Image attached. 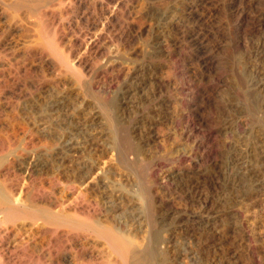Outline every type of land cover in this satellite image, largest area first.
Instances as JSON below:
<instances>
[{
	"label": "rangeland",
	"instance_id": "1",
	"mask_svg": "<svg viewBox=\"0 0 264 264\" xmlns=\"http://www.w3.org/2000/svg\"><path fill=\"white\" fill-rule=\"evenodd\" d=\"M114 1L48 7L78 77L0 19V185L78 200L151 264H264V0ZM37 228L8 264H102L93 237Z\"/></svg>",
	"mask_w": 264,
	"mask_h": 264
},
{
	"label": "bare ground",
	"instance_id": "2",
	"mask_svg": "<svg viewBox=\"0 0 264 264\" xmlns=\"http://www.w3.org/2000/svg\"><path fill=\"white\" fill-rule=\"evenodd\" d=\"M56 1V0H55ZM63 1V0H62ZM74 1V0H73ZM78 1V0H77ZM119 1V0H117ZM114 1V2H117ZM52 2L49 0H0V19L2 20H8L13 19L15 15H23L26 17H29L33 28L32 32L34 33V39L35 43L34 47L40 50V52L37 51V54L40 53L42 56L43 53H47V55H44L48 61L54 63L55 65L56 60L58 59L60 61V65L64 64L66 68L71 71L70 73H74L76 77H78V73H75L73 71L72 65L68 62L66 56H61L62 53H59V45L62 44V38L57 37V34L54 31H51L48 24L46 23V18L48 15V7L50 3ZM66 2V1H65ZM69 2V1H67ZM80 2V0H79ZM85 2V1H84ZM92 2V1H91ZM53 3V2H52ZM94 3V2H93ZM103 3V2H102ZM55 3H53L54 5ZM58 4V3H57ZM55 4V5H57ZM119 4L120 1H119ZM123 4V3H122ZM52 5V4H51ZM52 5V7H53ZM84 5V4H83ZM86 5V4H85ZM124 6V5H123ZM51 7V6H50ZM72 7V6H71ZM77 7V6H76ZM56 8V7H55ZM114 8V7H113ZM124 8V7H123ZM51 9V8H50ZM55 10V9H54ZM115 10V9H114ZM53 12V11H52ZM58 12V11H57ZM54 13V12H53ZM107 13V12H106ZM117 14V12H116ZM20 17V16H19ZM53 19L57 18L55 16H52ZM111 18V17H110ZM24 19V18H23ZM28 19V18H27ZM113 19V18H112ZM111 19V20H112ZM14 20V19H13ZM115 20V19H114ZM113 20V21H114ZM2 21V22H4ZM7 21V22H8ZM19 21V20H18ZM24 21V20H23ZM50 21V20H47ZM57 21V20H56ZM108 21V20H107ZM13 22V21H12ZM27 22V21H26ZM31 22L29 21V26L31 25ZM109 22V21H108ZM6 23V21H5ZM10 23V21L8 22ZM15 23V22H14ZM16 23H18L16 21ZM57 23V22H56ZM94 23V22H93ZM112 23V22H111ZM28 24V23H27ZM97 24V23H96ZM101 24V23H100ZM109 24V23H108ZM6 25V24H5ZM8 25V24H7ZM15 26V24H13ZM18 26V24H16ZM55 26V24H53ZM105 25V24H104ZM28 26V25H26ZM52 26V29L53 27ZM91 26V25H90ZM13 27V26H12ZM103 27V26H101ZM100 27V29H101ZM14 28V27H13ZM112 29V28H111ZM110 29V30H111ZM28 30H31L30 28ZM62 30V29H61ZM59 31V30H58ZM57 31V32H58ZM97 31V30H96ZM114 31V30H113ZM99 32V31H97ZM62 33V31H61ZM83 33V32H82ZM86 34V33H85ZM92 34V33H91ZM96 34V33H95ZM83 35V34H82ZM81 35V36H82ZM98 35V33H97ZM80 36V38H81ZM84 36V35H83ZM93 36V34H92ZM104 36V35H102ZM101 36V37H102ZM112 36V35H111ZM118 37V35H116ZM1 37V36H0ZM95 37V36H94ZM115 37V36H114ZM67 38V37H66ZM83 38V37H82ZM103 38V37H102ZM107 38V36H105ZM121 38V37H120ZM10 39V38H9ZM65 39V38H64ZM109 39V38H108ZM80 40V39H79ZM114 40V39H113ZM68 42V39L66 40ZM102 41V40H101ZM108 41V40H107ZM63 42H65L63 40ZM90 42V40H88ZM93 42V40H92ZM106 42V40H105ZM116 42V41H115ZM1 43V42H0ZM78 43V42H77ZM81 43V42H80ZM87 43V42H86ZM109 46L110 42H107ZM161 43V42H160ZM164 43V42H163ZM3 44V43H2ZM68 44V43H67ZM66 44V45H67ZM70 44V42H69ZM68 44V45H69ZM79 44V43H78ZM88 44V43H87ZM100 44V43H99ZM106 44V43H105ZM113 44V43H112ZM30 45V44H29ZM63 45V44H62ZM98 45V44H97ZM1 46V45H0ZM80 46V45H79ZM87 46V45H86ZM89 46V44H88ZM92 46V45H90ZM89 46V47H90ZM111 46V45H110ZM163 46V45H162ZM167 46V45H166ZM6 47V45H5ZM84 47V46H83ZM26 48V47H25ZM69 48V47H68ZM82 48V47H81ZM95 48V46H94ZM100 48V47H99ZM167 48V47H166ZM165 48V49H166ZM24 49V48H23ZM86 49V48H85ZM97 49V48H96ZM164 49V48H163ZM32 50V49H31ZM83 50V49H82ZM89 50V49H88ZM110 50V48H109ZM113 50V49H112ZM96 51V50H95ZM100 51V49H99ZM105 51V50H103ZM114 51V50H113ZM165 51V50H164ZM168 51V48H167ZM22 52V51H21ZM35 52V51H34ZM66 52V51H65ZM90 52V51H89ZM112 52V51H111ZM169 52V51H168ZM167 52V53H168ZM26 53V50L24 51ZM22 53V55L24 54ZM68 53V52H67ZM74 53V52H73ZM84 53V50H83ZM99 53V52H98ZM21 54V53H20ZM19 54V55H20ZM36 54V55H37ZM75 54V53H74ZM80 54V53H79ZM106 54V53H105ZM166 54V53H165ZM18 55V56H19ZM92 55V54H91ZM97 55V54H96ZM101 56V54H99ZM26 56V55H25ZM28 56V55H27ZM39 56V55H38ZM37 56V57H38ZM82 56V55H81ZM20 57V56H19ZM58 57V58H57ZM66 57V58H65ZM43 58V59H44ZM57 58V59H56ZM65 58V59H64ZM40 59V58H39ZM44 59V60H46ZM80 60V59H79ZM43 61V60H42ZM78 61V60H77ZM52 64V65H54ZM54 65V66H55ZM64 66V67H65ZM59 67V65H58ZM65 68V69H66ZM68 71V72H69ZM107 106V105H105ZM104 108V106H103ZM107 110L104 108V111ZM99 113V112H98ZM110 113V112H109ZM96 115V114H95ZM112 116V115H111ZM107 117V115H106ZM109 117V116H108ZM112 119V118H111ZM106 122L109 124V130L111 134H115L117 130L113 126V122L110 123V118H106ZM115 120V119H114ZM111 125V126H110ZM116 130V132H115ZM115 136V135H114ZM115 138V137H114ZM115 140V139H114ZM116 142V141H115ZM115 146V145H114ZM116 147V146H115ZM128 148V147H127ZM131 149L132 148H128ZM118 150V148H117ZM126 151V150H125ZM119 151H117L118 153ZM123 152V150H122ZM127 152V151H126ZM130 152V153H131ZM125 153V152H124ZM127 154V153H126ZM123 157V154H122ZM121 157V158H122ZM120 158V157H119ZM124 158V157H123ZM127 158V157H126ZM2 159V157H1ZM118 159V158H117ZM120 162V161H119ZM5 167V166H4ZM5 169V168H4ZM6 170V169H5ZM29 171V170H28ZM2 172V171H1ZM0 172V173H1ZM30 172V171H29ZM28 172V173H29ZM3 173V172H2ZM5 173V172H4ZM31 174V173H30ZM29 175V174H28ZM2 176V175H0ZM83 177V176H82ZM2 181V180H0ZM1 183V182H0ZM67 184V183H66ZM69 184V183H68ZM8 185V184H7ZM73 185V184H71ZM12 186V184L10 185ZM9 187V186H8ZM8 187H2L0 185V264H8L11 261L10 256L4 254V252L8 251L9 254L17 251L19 246H13V250H9L8 241L6 240L8 238V235L13 234L12 232L17 234L16 231L24 230L27 226H37L39 229L46 232H52L57 233L59 229H63L67 233L74 232V240L78 241L80 243L86 242L87 240H90V238H94L97 241L101 243V251L97 257H93L92 253H89L87 255V259L89 258L92 260L93 258H100L102 260V264H151V260L153 259V251L150 247H142L139 244H136L128 239L127 237L123 236L119 231L117 232L115 229L109 228L108 226H104L100 224L96 219L93 217V208L83 205V203H77L78 200L74 201L75 203L72 204L71 210L72 215L67 214L65 209V203H62V201L59 203V200L57 201L52 196L45 197L44 194L38 192L36 189L35 193L28 195L27 198L22 199V194L25 195L24 190L19 192V194L13 193V191L10 190ZM13 187V186H12ZM15 187V185H14ZM26 187V186H25ZM32 187V186H31ZM69 191H73L72 186L68 187ZM22 189V188H21ZM24 189V188H23ZM27 189V188H26ZM25 189V190H26ZM67 190V191H68ZM29 191V187H28ZM141 191V190H140ZM41 192V191H40ZM47 194L49 192H46ZM143 193V191H142ZM141 193V195H142ZM27 194V192H26ZM51 194V193H50ZM78 194V193H77ZM83 194V192H82ZM81 195V194H79ZM78 195V196H79ZM139 195V194H138ZM144 196V195H143ZM82 197V196H80ZM143 198V197H142ZM79 199V198H78ZM144 199V198H143ZM61 200V199H60ZM82 200V199H81ZM140 200V198H139ZM65 202V201H64ZM70 206V205H69ZM148 207V206H146ZM67 209V208H66ZM70 212V211H69ZM98 212V211H97ZM140 213V212H139ZM142 214V213H141ZM137 218V217H136ZM189 222V221H188ZM122 228V227H121ZM38 229V228H37ZM36 229V230H37ZM38 229V230H39ZM62 230V231H63ZM29 231V230H28ZM63 231V232H64ZM199 231V230H198ZM23 232V231H22ZM40 232V231H38ZM37 233V232H36ZM35 233V234H36ZM41 233V232H40ZM72 235V234H71ZM125 235V234H124ZM11 236V235H10ZM13 236V235H12ZM73 238V237H72ZM89 238V239H88ZM130 238V237H129ZM54 239V238H53ZM134 240V239H133ZM150 240V239H149ZM7 241V242H6ZM89 242V241H88ZM147 242V241H146ZM79 243V244H80ZM85 244V243H84ZM23 245V244H22ZM147 245V244H146ZM149 246V245H147ZM98 247V245H97ZM27 248V247H26ZM153 248V247H152ZM25 249V248H24ZM98 249V248H97ZM100 249V248H99ZM23 250V249H22ZM91 250V249H90ZM97 251V250H96ZM95 251V252H96ZM7 252V253H8ZM18 252V251H17ZM28 252V251H27ZM32 253V251H30ZM77 255L80 258H84L85 254V248L82 245L80 246V250ZM14 255V254H13ZM33 255V253H32ZM27 256V255H26ZM14 257V256H13ZM31 257V256H30ZM29 257V258H30ZM88 259V260H89ZM36 260V259H35ZM78 260V259H77ZM89 260V261H90ZM13 261V260H12ZM75 262V261H74ZM100 262V261H99ZM99 262L97 264H99Z\"/></svg>",
	"mask_w": 264,
	"mask_h": 264
}]
</instances>
